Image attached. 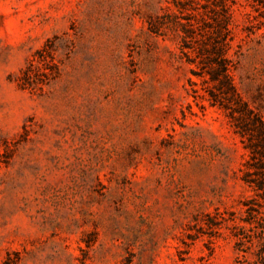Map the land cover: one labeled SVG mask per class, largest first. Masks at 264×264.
<instances>
[{"label": "rangeland", "instance_id": "1", "mask_svg": "<svg viewBox=\"0 0 264 264\" xmlns=\"http://www.w3.org/2000/svg\"><path fill=\"white\" fill-rule=\"evenodd\" d=\"M213 95L264 121V0H0V264H264Z\"/></svg>", "mask_w": 264, "mask_h": 264}, {"label": "trees", "instance_id": "2", "mask_svg": "<svg viewBox=\"0 0 264 264\" xmlns=\"http://www.w3.org/2000/svg\"><path fill=\"white\" fill-rule=\"evenodd\" d=\"M185 42V47H191L190 45H187V42ZM200 53V50H198ZM185 53L188 54L187 51ZM221 71H222V78L219 76V68H213L211 70V78L213 80L219 81V88L223 87L222 84L226 83L229 87L234 89V86L231 81V76L228 73V68L226 64L221 65ZM213 95V99L215 101H219L220 104H222L225 108L231 109V116L233 117L234 124L236 126V130L247 140L246 146L251 149V159H253V162L249 161V164H253L255 161H258L261 163V165L264 167V121L261 118V116L258 113H253V111H250L253 113V117H246L242 113L235 114V110L233 107L229 106L227 102H224L222 100H217V98ZM250 176V171H245L244 179L247 183L250 185H256L257 189L262 190L260 192V195L264 197V181H255ZM249 203L246 202L245 205H248ZM248 214V217L245 218L247 221L255 220L257 223V227L259 230L256 232L257 235L260 237V247H259V256L261 257L264 253V211L262 210V204H258L257 206H247L245 210ZM241 229L243 227H240ZM245 237V236H244ZM244 240L242 237L239 238L237 241V245H243Z\"/></svg>", "mask_w": 264, "mask_h": 264}]
</instances>
